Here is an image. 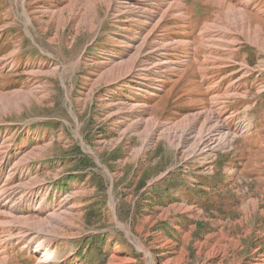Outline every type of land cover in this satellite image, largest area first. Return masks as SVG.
<instances>
[{
	"label": "rangeland",
	"instance_id": "374dc122",
	"mask_svg": "<svg viewBox=\"0 0 264 264\" xmlns=\"http://www.w3.org/2000/svg\"><path fill=\"white\" fill-rule=\"evenodd\" d=\"M213 1L0 0V264H264V0Z\"/></svg>",
	"mask_w": 264,
	"mask_h": 264
},
{
	"label": "crops",
	"instance_id": "0c3cea01",
	"mask_svg": "<svg viewBox=\"0 0 264 264\" xmlns=\"http://www.w3.org/2000/svg\"><path fill=\"white\" fill-rule=\"evenodd\" d=\"M223 1L222 0H214L213 1V4L215 5H218L219 3L221 4ZM183 8H184V4H183V6H182ZM183 10V9H182ZM179 11V10H178ZM183 13H184V15H186V13L184 12V10H183ZM185 18L186 19H184V20H188V23H189V25L190 26H193L194 24H197V22H198V19L196 20V18L194 19V18H192L191 16H185ZM183 19V18H182ZM181 19V20H182ZM164 25H166V24H164ZM163 25V26H164ZM191 28V27H190ZM251 47V49H253L254 51H255V53L256 54H259V53H262V50L261 49H259V47L258 46H254V45H251L250 46ZM168 50V49H167ZM166 51V50H165ZM168 51H171V47H170V49L168 50ZM248 60H247V58L245 59V63L243 64V63H241V67H242V69H240L239 71H236L235 72V74H237L238 72H242L243 71V68H247V66H246V62H247ZM260 65H262V64H260ZM262 66H264V64L262 65ZM165 69H167V68H165ZM262 70V69H261ZM200 71H202L201 69H200ZM203 71H204V74H206L205 73V71L206 72H210V70H208V69H206L205 67H203ZM263 71H264V69H263ZM262 72V71H261ZM227 76H229L228 78L230 79V76H231V74H228ZM233 77H234V73L232 74V78H231V80L233 79ZM241 80V78H238L236 75H235V80H234V82H232V84H238L239 83V81ZM160 83H157V85H154L153 86V91H161V84L163 83L162 81H159ZM150 96H152V97H156L157 95H156V93L154 92V93H150Z\"/></svg>",
	"mask_w": 264,
	"mask_h": 264
},
{
	"label": "bare ground",
	"instance_id": "6f19581e",
	"mask_svg": "<svg viewBox=\"0 0 264 264\" xmlns=\"http://www.w3.org/2000/svg\"><path fill=\"white\" fill-rule=\"evenodd\" d=\"M155 2L157 3V9H158V8H160V5L162 4L163 0H155ZM143 11H146V14H147V11L148 10L143 9ZM143 11H142V13H144ZM211 118H213V117H211ZM2 200L5 202V199H2ZM0 206H2V203L1 202H0Z\"/></svg>",
	"mask_w": 264,
	"mask_h": 264
}]
</instances>
